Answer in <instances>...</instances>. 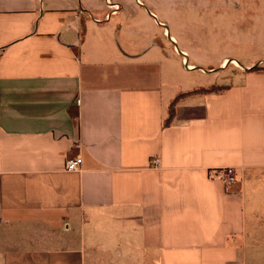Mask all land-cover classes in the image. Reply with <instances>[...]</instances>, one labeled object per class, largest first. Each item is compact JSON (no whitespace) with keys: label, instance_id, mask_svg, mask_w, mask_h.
<instances>
[{"label":"crops","instance_id":"0c3cea01","mask_svg":"<svg viewBox=\"0 0 264 264\" xmlns=\"http://www.w3.org/2000/svg\"><path fill=\"white\" fill-rule=\"evenodd\" d=\"M131 2L0 0V264H264V65L188 94Z\"/></svg>","mask_w":264,"mask_h":264},{"label":"rangeland","instance_id":"374dc122","mask_svg":"<svg viewBox=\"0 0 264 264\" xmlns=\"http://www.w3.org/2000/svg\"><path fill=\"white\" fill-rule=\"evenodd\" d=\"M138 1L141 3H131L139 8H131L152 14L159 27L155 39L160 46L167 53L172 48L187 53L180 55L195 65L193 79L198 87L220 89L236 70L234 61L242 66L249 63L250 68L264 65V0ZM110 7V13L119 9ZM163 31H166L164 40ZM169 35L178 44L171 43ZM222 61L226 63L221 68Z\"/></svg>","mask_w":264,"mask_h":264},{"label":"built area","instance_id":"2783aa9c","mask_svg":"<svg viewBox=\"0 0 264 264\" xmlns=\"http://www.w3.org/2000/svg\"><path fill=\"white\" fill-rule=\"evenodd\" d=\"M114 8L116 9V6H114ZM77 103L79 104L78 101H77ZM151 166L153 168H158L159 167V159L158 158L152 159L151 160ZM64 169L67 172H76V171L80 170V159H79V157H76L75 159L67 160V162L65 163ZM225 179L229 183L234 181V176H233L232 170H226L225 171Z\"/></svg>","mask_w":264,"mask_h":264},{"label":"trees","instance_id":"16d2710c","mask_svg":"<svg viewBox=\"0 0 264 264\" xmlns=\"http://www.w3.org/2000/svg\"><path fill=\"white\" fill-rule=\"evenodd\" d=\"M261 70V68H258V67H254V68H251L250 71H259ZM224 88L221 87L220 89H217V90H214L213 88H199L197 90H194L193 92H190L188 94H197V93H203V94H206V93H214V92H218V91H222ZM180 96H177L173 101L172 103L170 104L169 106V110H168V117H167V120H166V123H169L171 121V119L173 118L174 116V106L178 100Z\"/></svg>","mask_w":264,"mask_h":264}]
</instances>
